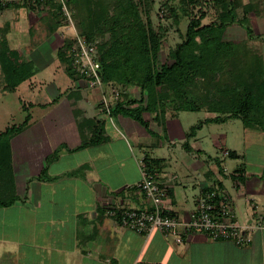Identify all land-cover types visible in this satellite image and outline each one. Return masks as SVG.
Instances as JSON below:
<instances>
[{"label": "crops", "instance_id": "crops-1", "mask_svg": "<svg viewBox=\"0 0 264 264\" xmlns=\"http://www.w3.org/2000/svg\"><path fill=\"white\" fill-rule=\"evenodd\" d=\"M35 50H39L40 58H47L45 62H39L42 59H37L31 52L25 54V58H18L34 64L36 73L29 79L32 83L38 81L45 84L46 81L52 85L56 74L53 64L56 60L60 62L57 57L59 47H56V58L54 50L48 55L42 54L39 48ZM60 68L64 70L63 67ZM66 75V78L59 81V86L56 87L57 93L54 91L55 87L52 90L45 88L47 92L51 91L54 97L50 103L64 101L65 108L62 114L68 115L69 122L61 125V122H57V120L60 121L59 118L54 120L53 123L58 129L51 132L49 136L51 138L55 136V142L47 146L46 143L42 145L45 148L41 152L32 154V145L25 143L27 164L24 168L26 172L20 174V179H24L21 180L25 186V192H20L23 200L12 207L35 214L42 207L52 206L54 210H60L61 213L57 211L59 218L43 214L44 216L40 215L36 220L30 218L27 221V217L22 216L11 219L9 225L13 226V229L10 238L7 241L0 238V247L2 246L0 264H264V229H255L252 232L251 242L242 247L229 241L211 239L202 233L187 235L181 244H175L158 231L147 237L135 234L120 226L113 217L107 214L108 210L115 207L133 208L142 207L145 204L141 193L131 187L141 181V164L142 160L147 157L163 161L158 182L167 191V204L176 215L186 216L194 209L195 200L199 194L215 185L219 187L217 191L220 195H227L231 199L234 220L240 225L253 227L257 221L264 219V167L261 170L255 167L247 169L246 164L239 162L240 155L235 150L228 149L225 140L221 142L222 135H213L217 148L215 155L210 154L199 141V131L207 124H212L206 121L212 119L211 115L217 116L218 113L205 110L186 111L185 114L201 112L205 113V116L196 123L188 126L186 124L185 127H182L179 118L182 112L173 118L168 113L162 115L166 119L161 118L158 113V117L153 114L154 112L143 113L142 117L147 124L146 127L131 118L132 125L123 119L122 133L115 128L110 117L109 106L114 105L117 99L111 91V85L101 83L100 87L90 88L87 81L77 75L69 76L67 73ZM29 80L26 82L30 85ZM107 88L110 89L108 93ZM89 90L93 92H90L91 97L95 94L93 102L88 103V106L93 109L91 112L86 110V107L77 106V103L75 105L72 99L77 94L82 97V94ZM131 93V90L125 89L124 94L127 97L125 100L133 98ZM103 101L107 102L108 112L105 110ZM75 111L79 116H76ZM218 115L221 118L226 116L220 113ZM85 118L102 121L106 140L96 146L71 152L81 142L78 122ZM107 119H109V125ZM233 119L237 118L226 116L217 122ZM198 123L201 124L194 136L187 139L186 135L190 128ZM67 127H69L68 130ZM132 128V133L136 135L134 138L136 137L138 141L135 145L139 150V156L134 154L135 146L128 144L130 140L125 134V131H130ZM160 132H164V143L168 153L171 154L167 157H158L154 154L161 145ZM144 135L150 138L151 144L143 141ZM15 140L17 139H13ZM116 142H120L123 146V164L119 165L123 168V171H119L122 172L123 179L117 177L119 182H115L112 181L111 175L109 178L106 177L107 183H103L101 178L108 175L106 173L108 168L104 167V176H99L98 170L95 172V168L88 166L89 162L86 160L88 161L89 157L87 155L90 150L104 146L106 153L103 158H106V163L112 161L119 163L120 160L116 153L118 148H113ZM53 145L58 148V154L60 153L54 160L56 162L65 161L67 155L76 153L83 154L84 160L68 169H65L63 165L64 168L58 175L51 168L50 176H48L51 163L54 162L47 165L48 155L53 150L51 149ZM45 149H49L48 155L45 154ZM175 150L191 156L187 162L182 155L178 158L181 159L182 170L180 172H176L173 166V161L177 158L173 157ZM230 152L234 154L229 155ZM208 161L219 166V169L208 166ZM14 162L13 159V164ZM229 162L238 164L230 170ZM46 166L48 178L53 179V177L60 176L61 180L58 179V182L32 181L33 177L39 175ZM38 169L40 171L37 172ZM79 169H82L81 172ZM13 170L15 176L14 166ZM68 173H74L72 178L66 177ZM63 182L68 183L63 184ZM15 183L17 184L16 176ZM189 188L191 192L185 196L184 193ZM69 191L73 193L70 197L71 201L68 197L70 196Z\"/></svg>", "mask_w": 264, "mask_h": 264}, {"label": "trees", "instance_id": "trees-1", "mask_svg": "<svg viewBox=\"0 0 264 264\" xmlns=\"http://www.w3.org/2000/svg\"><path fill=\"white\" fill-rule=\"evenodd\" d=\"M148 2L150 4L151 0H67L71 17L79 28V36L94 46L97 62L100 65L98 75L101 83L110 84L120 90L121 95L119 96V93L114 105L109 106L110 115H124L146 127L142 114L155 112L158 107L160 108L158 115L161 118H165L162 115L166 113L173 118L180 112L205 110L226 114L247 124L250 122L264 124V81H260L258 76L257 79L247 81L251 66L249 57L244 62L239 58H232L229 45L218 39L221 30L224 31L238 24L233 4L225 0L208 1L211 3L210 8L215 9L217 19L205 23L203 20L207 17V13H200L189 22L183 33V40L169 51L162 61L161 47L167 32L160 26L155 30L151 25L148 10H145ZM202 2L205 3L207 0H182L183 9L191 12L189 8L196 7L200 3L202 5ZM5 7L18 6L17 4L2 6L0 3V9ZM251 9L258 11L245 5L244 15L247 16ZM54 12L52 15L57 16L59 20L58 8ZM169 12L175 14L173 9H169ZM245 19L244 22L239 21V24H246L247 30L251 32L247 18ZM96 36L99 37L98 42L94 41ZM69 46L68 43L60 46L57 57L69 76L77 75L82 78L83 76L78 75L73 69ZM224 62L235 68L230 69L232 79L228 82L223 79L221 85L219 87L216 85L217 88L207 95V98L204 97L202 103L197 105L196 102L189 101L185 88L193 83L194 77L199 76L201 79L210 73L213 74L218 64ZM246 65L249 67L245 68ZM0 69L5 88L10 90L16 89L36 73L34 64L21 61L9 47L6 38L0 40ZM128 86L139 88L138 99L125 100L127 98L124 94L125 88ZM218 114L206 122L219 121L221 117ZM200 124L190 128L186 135L187 139L194 136ZM19 130L20 128L11 127L0 132V209L11 207L23 200L16 191L10 146L11 139ZM78 130L81 142L71 152L96 146L106 140L100 120L82 119L78 122ZM53 154L56 158L58 150ZM230 154L234 153L230 152ZM55 158L51 159V162ZM49 161L47 165L51 163ZM142 164L144 170L158 180L163 161L146 157L142 160ZM46 171L47 166L39 175L33 177V180H53L48 178ZM72 175L74 173L69 174ZM131 188L136 189V186ZM217 188L219 187L211 186L202 194L217 191Z\"/></svg>", "mask_w": 264, "mask_h": 264}, {"label": "rangeland", "instance_id": "rangeland-1", "mask_svg": "<svg viewBox=\"0 0 264 264\" xmlns=\"http://www.w3.org/2000/svg\"><path fill=\"white\" fill-rule=\"evenodd\" d=\"M71 1V0H69ZM207 2L203 3L201 5H197L196 7L189 8L191 12L186 11L183 9L182 0H151V3L145 8V10H148V16L151 21V25L155 30H158V27L160 26L161 29H164L167 32V35L165 40H163L162 47H161V60H165V56L168 54L169 51L173 50L175 46L180 43L183 40V33L187 29L189 22L193 19H195L197 16H199L200 13H207V17L203 20L205 23L213 22L215 19H217V16H215V9L210 8L211 3ZM226 2H231L234 6L233 9H235L236 19L238 24H235L233 26H230L226 28L224 31H220V35L218 39H221V41L229 45V50L232 52L231 57L239 58L240 61L246 60L247 57L250 63L249 68V77L247 81H251L254 78L258 76V79L260 81L264 80V0H225ZM71 3V2H70ZM207 3V4H206ZM245 5L251 6L253 10L255 11H249L247 13V16L244 15V8ZM17 8L15 7H5L0 9V40L6 38L8 41L9 47L15 52L17 57L19 58H25V54L31 52L34 53V56H36L39 62H45L44 60L47 59L46 57L40 58L39 57V50H35L36 48H39L41 50L42 54L48 55L50 51L54 52V57L56 56V47L62 46L64 43H70L72 42V37L75 35H78V26L75 25L73 19V24L66 29L64 20L62 17L58 20L57 16H53L52 13H55L56 11L54 5L52 3H46L45 5H37L30 8V6L26 4L19 3L17 4ZM209 6V7H207ZM66 7L68 12L70 13V10L67 5L66 0ZM217 8V7H216ZM169 9H173L174 13H170ZM206 11V12H205ZM71 14V13H70ZM244 15V16H243ZM244 17V19H243ZM245 17L247 18V22L249 25V28L251 32H249L247 29L246 24H239V21H245ZM143 18L145 19V15H143ZM243 21V22H244ZM219 34V33H218ZM79 38H81L79 36ZM106 38V37H105ZM84 39V38H81ZM85 40V39H84ZM86 41V40H85ZM95 42L99 41V37H95ZM19 48V49H18ZM21 49V50H20ZM23 50V51H22ZM35 50V51H34ZM21 56V57H20ZM56 58V57H55ZM60 61V60H59ZM232 63V62H231ZM60 67H64L62 65L63 63L60 61L59 63L57 60L53 65L55 67V81L52 83H46L42 82H34L32 83L30 81V85L28 82L22 83L19 88L10 90L5 88V82L4 77L2 75V71L0 69V132H3L6 128H20V130L17 132L15 137L11 139L12 144L11 150L13 152V159H14V168H15V176H16V191L17 194L21 197L22 191H24L25 186L23 185V178L20 179V174H23L25 171V143L32 145L31 153L41 152L43 150L44 144L47 145L53 144L55 136L52 138L49 136L51 132L58 129L56 128V124H54V120L57 118L60 119V121L57 120V122H61V125L67 122H69L68 115L62 114L64 112V101H56L54 103H50L52 97L51 91L46 90L45 87L49 89H54V91H57V86H59V81L61 79H64L67 77L64 70H62ZM234 65V64H233ZM222 66V67H221ZM247 66V65H246ZM249 66L245 67L248 68ZM235 69L234 66H231L229 63H219L217 66V69L213 74H208L206 77L199 79V76L194 77L195 80H193V83L190 85L188 84V87L186 89L187 98L189 101H194L196 104H200L203 102L204 97H208L210 93H213V90L219 87L221 85V81L223 79H226L224 81H230L232 79L231 77V71L230 69ZM240 68V67H238ZM253 77V78H252ZM254 83H256L254 81ZM88 87L91 88V84H87ZM217 85V86H216ZM110 86V84H109ZM111 87V91L114 94L116 92L117 94L120 93V90L118 88L115 89V87ZM126 90H131V97L134 99L139 98V88L135 86H128L125 88ZM92 90V89H91ZM91 90L86 91L82 94V97L80 95H74L72 99H74L75 105L77 103V106L86 107L85 109L89 112H91L93 109L91 106H88V103L93 102V96H90ZM110 89H106V92L108 93ZM114 91V92H113ZM57 93V92H56ZM93 93V92H92ZM71 94V92H69ZM121 93L119 94V96ZM215 100V99H213ZM62 104V105H61ZM156 108V107H154ZM160 108H156L157 111H155L153 114L158 113ZM58 112V113H57ZM67 112V111H66ZM61 113V114H59ZM255 113V112H254ZM253 113V114H254ZM76 114V111H75ZM252 114V115H253ZM76 116H79L76 114ZM102 117V115L100 114ZM124 116V115H123ZM122 115L118 116H110L112 122L115 124V128L120 130L123 133V119L124 121L130 123L132 125L133 120H131L128 117H123ZM205 116V113H186L182 112L179 115L180 122L182 123V127L187 124H193L196 123L199 119H203ZM211 116H216L215 114ZM227 116V115H226ZM226 116H222L221 119L226 118ZM106 118V117H105ZM228 118V117H227ZM109 119H107V124L109 125L110 122H108ZM44 125L46 128L44 129ZM250 125L251 127H247ZM264 124H256L253 122H250V124L243 123L242 121H239L237 119L233 120H225L221 122H212L210 125H206L203 127V129L200 132L199 135V141L202 142L204 148L210 153L215 155L217 148L215 146V140L213 138V135L221 136L223 140L226 141V146L230 150H235L238 155H240L239 162L244 163L247 166V169H252L255 167V169L261 170V168L264 167ZM246 127V128H245ZM250 128V129H249ZM69 127H67V130ZM66 130V131H67ZM150 130V129H149ZM133 132V128L130 131H125V134L129 137L128 144L130 146H135L134 154L136 156H139L138 154L139 150L137 146L135 145L138 141L136 136ZM61 133V132H60ZM160 139H161V145L158 146L157 151L154 153L158 157H167L168 155H171L167 151L166 144L164 143L165 140V134L159 133ZM111 135V134H110ZM17 139L13 141V139ZM139 138V137H138ZM142 140V139H140ZM144 142L151 144L150 138H148L146 135H144ZM43 145V146H42ZM164 145V147H162ZM103 147L95 148V150H90L89 154L87 155L89 162L88 166L95 168V172L97 170L99 171V176H104L103 168L106 167L107 171L104 178H101L103 183H107L106 177H110L112 181L119 182L117 177L119 179H123V168L119 165L123 164V146L120 142H116L113 145V148H118L116 151L117 158L120 160L119 163H115L114 161L107 162L106 158L103 156L106 153V148L103 149ZM53 149L51 153L48 155V150L45 149V154L49 157V162H51V159L55 158L53 153L58 150V148H55V145L51 147ZM178 149V148H177ZM53 154V155H52ZM60 155V153L58 154ZM183 156L184 160L187 162L188 158L191 156L188 154L182 153L180 150H175L173 157H177L173 161V166L175 167L176 172H180L182 170V166L180 163V156ZM52 156V157H51ZM173 158V159H174ZM65 161L61 162H52L50 171H48V176H50L51 168L53 172H56V175L61 172V169L65 167V169H68L72 167L73 165H77L78 162H82L84 160V156L81 153L71 154L67 155L64 159ZM230 161V160H228ZM230 170L232 167L235 166V164L238 163H231ZM46 164V163H45ZM228 164V165H230ZM252 164V165H251ZM64 165V167H63ZM45 166V165H44ZM62 166V167H61ZM208 166H213L217 170L219 169L216 164L208 161ZM87 167V166H86ZM85 167V168H86ZM44 168V167H43ZM41 169V168H40ZM40 169L37 170L40 171ZM80 172L82 169H79ZM78 170V173H79ZM258 171V170H257ZM119 172V173H118ZM70 173L66 175V177L72 178V176H69ZM53 175V176H56ZM30 177V176H29ZM63 177V176H62ZM61 177L57 176L56 178L53 177V180H50L52 182H58ZM32 179V178H31ZM121 179V180H122ZM30 180V178H29ZM61 180V179H60ZM62 180H64L62 178ZM35 181V180H32ZM68 182H63V184H66ZM226 185H228L227 182H225ZM178 190H181L180 188H177ZM25 192V191H24ZM191 192V188H189L188 191H186L184 194L185 196ZM70 196L69 198L73 196L72 191H69ZM50 198V196L48 197ZM72 198H70V201ZM14 206L8 207V208H1L0 209V238L3 240H8L10 238L11 230L13 229V226L9 225L11 219H17L19 216L27 217V221L32 219H37L40 215L48 214L49 217H55L59 218V215L57 214V211L61 213L60 210H54L52 206L50 207H42L41 210L37 211L35 214L31 212H27L25 210L20 211V208H12ZM44 216V215H43ZM15 230V229H14ZM16 233V232H15ZM17 234V233H16ZM3 244V243H2ZM0 247V252H1Z\"/></svg>", "mask_w": 264, "mask_h": 264}, {"label": "built area", "instance_id": "built-area-1", "mask_svg": "<svg viewBox=\"0 0 264 264\" xmlns=\"http://www.w3.org/2000/svg\"><path fill=\"white\" fill-rule=\"evenodd\" d=\"M0 3L2 6L19 3L42 6L52 3L55 9L58 8L66 29L73 24L71 14L66 7V0H0ZM68 44H70L69 52L74 71L83 76L82 79L91 84V88L100 87L101 81L98 75L100 65L97 62L94 46L78 35L72 37V42ZM114 97H118L116 92ZM103 105L108 112L107 102L103 101ZM141 166L142 178L135 186L144 198L145 204L133 208L115 207L107 211L108 216L113 217L120 226L133 233L147 237L158 231L175 244H181L187 235L202 233L211 239L229 241L242 247L251 242L252 232L255 229H264V219L257 221L253 227L243 226L235 221L231 211V199L227 195H220L217 191L199 194L192 211L186 216L176 215L167 204L165 188L153 175L144 170L143 164Z\"/></svg>", "mask_w": 264, "mask_h": 264}]
</instances>
